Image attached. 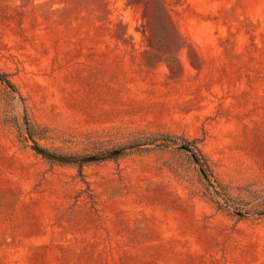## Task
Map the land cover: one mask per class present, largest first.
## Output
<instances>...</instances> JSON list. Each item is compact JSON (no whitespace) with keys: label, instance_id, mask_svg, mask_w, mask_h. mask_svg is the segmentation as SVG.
<instances>
[{"label":"rangeland","instance_id":"1","mask_svg":"<svg viewBox=\"0 0 264 264\" xmlns=\"http://www.w3.org/2000/svg\"><path fill=\"white\" fill-rule=\"evenodd\" d=\"M0 264H264V0H0Z\"/></svg>","mask_w":264,"mask_h":264},{"label":"water","instance_id":"2","mask_svg":"<svg viewBox=\"0 0 264 264\" xmlns=\"http://www.w3.org/2000/svg\"><path fill=\"white\" fill-rule=\"evenodd\" d=\"M161 146L164 147V145H161ZM179 149L185 150V151H189V149L187 147H179ZM33 150L37 154H39L42 157H44L46 159H49L51 161L60 162V163L70 161L69 159L54 156L52 154L46 153V152H44L42 150H39L38 148H35V147H33ZM122 152H123V150H117V151L110 152V153H108L106 155H103V156L81 158L78 161L81 162V163L97 162V161H100V160L105 159V158H112V157L118 156Z\"/></svg>","mask_w":264,"mask_h":264}]
</instances>
